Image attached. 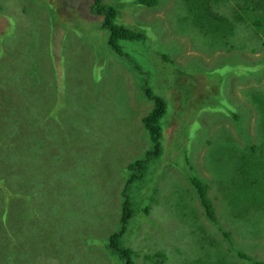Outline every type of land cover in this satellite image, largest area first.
I'll use <instances>...</instances> for the list:
<instances>
[{
  "label": "rangeland",
  "instance_id": "1",
  "mask_svg": "<svg viewBox=\"0 0 264 264\" xmlns=\"http://www.w3.org/2000/svg\"><path fill=\"white\" fill-rule=\"evenodd\" d=\"M103 1L115 6L118 22L144 31L145 39L121 41L123 52L117 54L107 45L102 17L89 22L73 9L72 0H54L57 8L52 0H0V135H18L13 163L37 187V192L25 194L22 188L21 194L11 195L12 202H21V212L17 206L9 214L20 221L13 228L20 253L11 254V264H123L107 246L108 236L117 230L134 264H190L211 249L224 260L229 252L223 247L264 260V226L250 233L243 218L246 208L254 209L244 198L245 178H231L238 172L234 167L221 174L215 168L218 157V166L226 159L242 163L243 155L253 158L248 148L254 150L251 143H258L256 111L241 90L248 84L264 87V65L256 66L257 79L245 68L248 59L262 57L264 63V36L247 44L255 43L251 50L239 43L244 26L235 27L226 39L238 44L237 63L219 46L221 40L203 35L192 41L174 21V10L192 12L203 0H156L154 6ZM24 18L33 27L25 26ZM189 26L197 35L203 31ZM178 69L183 72L179 80ZM220 75L230 85L224 90V111H215L208 107L216 103L209 96V89L216 88L209 80ZM142 78L169 102L174 96L181 99L175 112L172 108L164 115L170 119L161 142L169 152L152 159L144 177L125 190L126 163L141 159L149 145L141 117L152 102L139 88ZM15 118L19 129H13ZM179 123L189 140L174 154ZM26 125L45 144L30 154L19 133ZM11 135L0 145L1 153L14 145ZM187 157L190 171L207 184L215 222L204 215L180 168L188 167L182 161ZM173 159L176 164H168ZM13 167L1 165L6 173ZM228 191L239 192V197L233 200ZM126 195L131 214L124 216ZM80 221L94 227H81ZM249 222L260 224V219ZM6 227L0 225V250L6 246ZM219 229L229 232L230 241L214 243L222 238Z\"/></svg>",
  "mask_w": 264,
  "mask_h": 264
},
{
  "label": "trees",
  "instance_id": "2",
  "mask_svg": "<svg viewBox=\"0 0 264 264\" xmlns=\"http://www.w3.org/2000/svg\"><path fill=\"white\" fill-rule=\"evenodd\" d=\"M137 3L144 4L146 6H154L156 4V0H135ZM190 0H188L189 2ZM199 0H194V2H198ZM54 3V0H52ZM58 3H54L55 8H57ZM72 4L74 5V10L77 8L81 11L80 14L86 16L89 22H95L100 17L101 18V26L107 31L106 42L110 50L117 54H122V45L121 41L124 40H142L145 39L146 35L144 31L136 30L130 28L124 24H121L117 21L116 13L117 10L114 5L106 4L103 0H72ZM224 9V12L222 10ZM15 12L22 13L21 10L15 9ZM175 15V22H179L181 24L180 30H185L188 34L190 40L192 41H199V39L203 35H209L211 39L214 40L218 39L221 40L220 47L225 50L228 55L233 56L234 61L237 63L239 62L238 58L240 56L235 52V48L238 47V44L235 42H230L227 36L231 35L235 32V27L239 25H243V34H240L239 43L242 46H249L247 45L252 40L256 39L260 40L262 36H264V0H203V3L200 4L199 8L195 9L192 12L186 13L182 11L174 10ZM69 13H67L68 16ZM69 18V17H68ZM28 23L27 27H33L31 22L24 18ZM25 21L23 22L26 23ZM67 23V22H66ZM64 23V25L66 24ZM99 23V22H98ZM189 25H198L200 28H203L202 33L195 34V32H191V28ZM182 28V29H181ZM70 29L69 26L65 25V30L68 31ZM100 27H97V30H100ZM195 41V42H196ZM253 44H251V50L255 49ZM239 56V57H237ZM38 59L40 57H37ZM249 64L240 61L243 65H246L247 74H254L255 78L256 73H259V68L256 67L264 65L262 62V57H259L257 61L253 59L246 60ZM54 62V61H53ZM223 62V61H222ZM50 65H52V58L49 61ZM46 66L39 68V72H43ZM135 67H131L134 69ZM177 74L175 75L176 79H181L183 76V72L181 69L177 70ZM209 71V70H208ZM205 71V74L208 72ZM259 76V75H258ZM207 78V76H205ZM220 77V78H218ZM214 79L209 80L210 84H215V89H209V96H214L216 103L210 104L208 107L215 111L222 110L224 111V102L222 99H225L224 90L229 87V82L227 83L224 77L218 76ZM144 83L139 84V88L143 91L144 95L147 99L151 100L152 105L150 109L141 117V124L147 134L149 139V145L145 149L143 157L141 159L132 158L129 160L126 165L125 169L127 171L123 173L125 177V190H128L131 183L135 180L141 179L144 177L146 170L148 168L149 162L158 157L162 154V151L166 150L169 152L165 147L162 146V135L164 126L170 119V116L165 117L164 115L167 113L169 109L173 108L175 112L177 108H179V100L181 99L180 95L178 98H171L172 102L168 101V96L162 95L153 91V89L147 84V80L142 78ZM246 80V79H244ZM187 81V80H185ZM242 94L245 95L246 100L255 107L256 115L254 116L256 125H257V133L258 136L255 137V140H258L257 144L251 143L250 146L254 147V150H250L253 153V158H250L248 155H243L242 163H229L226 159L224 163L221 165H217V160L221 157H218L216 160V169L221 170L216 174H221L224 172L225 169L230 167H234L237 169L236 174H232L231 178L234 180L239 176H242L243 181L246 183L244 188V198L248 199L252 202V208H246L243 212L245 216L243 217L247 223V230L250 233H256L260 230L262 225L264 226V87L263 89L258 88V86L248 84L244 89L241 90ZM204 99V98H203ZM172 103V105H171ZM228 110L230 108L229 105H226ZM206 108V106H202ZM236 115L237 113H232ZM199 117V116H198ZM230 117V116H229ZM237 117V116H235ZM19 129V120L17 118L14 119L13 129ZM22 133L23 138L25 140V144L27 146L28 153H32L36 148L41 145L45 147L44 140L37 141L35 136H33L30 131L28 130V126H25V130ZM177 133L179 139L178 142L175 143V147H177V152L174 154H178L181 149L187 146V140H189L188 135L182 131V126L179 123V127L177 128ZM11 134L0 135V145H4L6 139L9 140V136ZM176 137L175 135H173ZM13 139L14 145L9 148L7 152H0V225L7 226V232H5V244L6 246L0 250V264H11V254H16L19 252L17 249L16 240L14 238V225L17 223L20 224V221L15 220L16 214L13 213L11 217L9 214L15 209L17 206L19 207V213L21 212V202H12L11 195L21 194L22 188H25L26 193H33L37 192L36 185L27 179V175H22L18 168L15 167L13 163V157H15V153L19 150V137L18 135H11L10 140ZM4 141V142H3ZM17 147V148H16ZM243 151L237 153L236 155H240ZM29 159H31L30 155ZM171 158V157H170ZM182 161L185 165H188L186 169L183 166L184 174L188 179L190 186L195 190L199 202L203 208L204 215L210 221H217L213 204L210 198L207 196V184L204 178H200L193 170L190 171L189 168H192V164L189 161V158H183ZM170 165L176 164L175 160L168 161ZM3 164H11L14 166L12 171L5 172L1 165ZM137 168L140 170L137 172ZM247 168H252L253 172L246 171ZM77 169H81L82 167H78ZM120 171V170H119ZM121 174V173H120ZM122 176V177H123ZM90 178V176L86 177L85 179ZM227 188L225 189V191ZM227 195L231 197L233 200H236L239 197V192H227ZM124 216L125 214H131L130 208V201L128 195H126V199L124 201ZM15 211V210H14ZM13 211V212H14ZM252 211L249 215L247 212ZM97 218V216L95 217ZM260 219V224L250 223L249 219ZM68 221V218L65 222ZM46 222V221H45ZM64 222V221H63ZM55 223L54 221H49V224L52 225ZM81 227H94L89 222L80 221ZM215 224V223H214ZM42 229L43 233H47V227ZM62 226V225H58ZM80 230V229H79ZM81 231V230H80ZM220 233L222 234L221 240L216 239L214 241L215 244L223 243L222 240L226 239L230 241L229 232L224 230L222 232L219 229ZM122 234L120 230L114 231L110 233L107 239V246L112 253H118L120 258L123 260V264H134L131 259V249L126 248L120 244V238ZM20 250L22 248L20 245L18 246ZM224 249H228V256L224 257V260L220 258V254H218L215 250H210L205 253V257H198L197 259L193 260L190 264H240V262L247 260L251 264H264V260L255 259L251 255H248L242 251H239L237 248L230 249L228 247H223ZM20 253V252H19ZM234 255V256H233ZM215 256H217L215 258ZM64 261V260H63Z\"/></svg>",
  "mask_w": 264,
  "mask_h": 264
}]
</instances>
